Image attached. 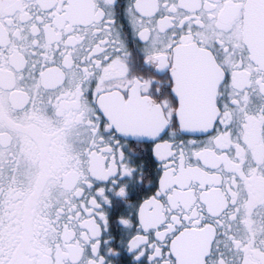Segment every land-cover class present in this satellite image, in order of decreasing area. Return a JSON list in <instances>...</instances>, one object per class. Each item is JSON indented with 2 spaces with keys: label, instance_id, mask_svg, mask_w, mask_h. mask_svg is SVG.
I'll return each mask as SVG.
<instances>
[{
  "label": "snow or ice",
  "instance_id": "obj_1",
  "mask_svg": "<svg viewBox=\"0 0 264 264\" xmlns=\"http://www.w3.org/2000/svg\"><path fill=\"white\" fill-rule=\"evenodd\" d=\"M0 264H264V0H0Z\"/></svg>",
  "mask_w": 264,
  "mask_h": 264
}]
</instances>
